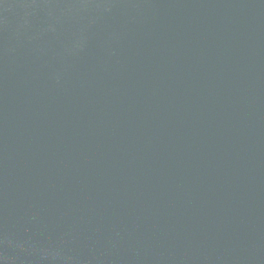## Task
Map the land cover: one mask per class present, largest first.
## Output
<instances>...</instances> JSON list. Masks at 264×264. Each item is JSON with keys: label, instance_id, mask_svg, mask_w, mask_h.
Returning <instances> with one entry per match:
<instances>
[{"label": "water", "instance_id": "water-1", "mask_svg": "<svg viewBox=\"0 0 264 264\" xmlns=\"http://www.w3.org/2000/svg\"><path fill=\"white\" fill-rule=\"evenodd\" d=\"M0 264H264V0H0Z\"/></svg>", "mask_w": 264, "mask_h": 264}]
</instances>
